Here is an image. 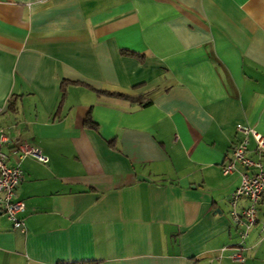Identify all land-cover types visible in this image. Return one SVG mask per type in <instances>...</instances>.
Returning a JSON list of instances; mask_svg holds the SVG:
<instances>
[{
    "label": "crops",
    "instance_id": "obj_1",
    "mask_svg": "<svg viewBox=\"0 0 264 264\" xmlns=\"http://www.w3.org/2000/svg\"><path fill=\"white\" fill-rule=\"evenodd\" d=\"M236 126L264 141V0H0L2 152L47 159L18 162L0 264H264V191L228 257Z\"/></svg>",
    "mask_w": 264,
    "mask_h": 264
},
{
    "label": "built area",
    "instance_id": "obj_2",
    "mask_svg": "<svg viewBox=\"0 0 264 264\" xmlns=\"http://www.w3.org/2000/svg\"><path fill=\"white\" fill-rule=\"evenodd\" d=\"M235 132L242 137L232 146L230 159L226 164L220 166V171L223 175L230 176L238 172L237 166L243 170L238 172L240 175L239 186L231 192L227 202L229 220L239 230L241 238L240 243L231 249L228 257L232 261L243 263L245 260L241 255L244 250L242 242L257 223L256 207L264 191V166L260 160V157L264 155V141L256 131L245 126H236ZM4 133L0 129V215H4L10 221L13 229L26 233L24 221L18 216L25 207L21 201L15 198V189L22 180L18 162L29 157L35 162L45 164L47 159L28 142L24 141L11 150L14 162L10 165L9 156L2 152V147L9 143ZM248 138L255 144L254 150L249 149ZM260 230L264 231V226Z\"/></svg>",
    "mask_w": 264,
    "mask_h": 264
},
{
    "label": "trees",
    "instance_id": "obj_3",
    "mask_svg": "<svg viewBox=\"0 0 264 264\" xmlns=\"http://www.w3.org/2000/svg\"><path fill=\"white\" fill-rule=\"evenodd\" d=\"M101 94H104V95H107V96H109L110 98H112V97H116V98H123V99H128V100H130V101H138V99H136V98H128V97H126V96H122L121 94H114V93H107V92H101ZM13 108V102H11L10 101V106H9V109H12ZM83 125L87 128H93V127H95V125L94 124H92L91 123V121H90V119L87 117V119L86 120H84V122H83ZM61 264H64V263H61ZM67 264H77V263H67ZM79 264H98V262L97 261H92V262H90V261H85V262H80Z\"/></svg>",
    "mask_w": 264,
    "mask_h": 264
}]
</instances>
